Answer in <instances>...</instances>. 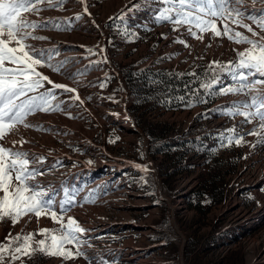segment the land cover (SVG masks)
I'll list each match as a JSON object with an SVG mask.
<instances>
[{
  "label": "rangeland",
  "instance_id": "rangeland-1",
  "mask_svg": "<svg viewBox=\"0 0 264 264\" xmlns=\"http://www.w3.org/2000/svg\"><path fill=\"white\" fill-rule=\"evenodd\" d=\"M137 2L143 6L133 10L129 0H87L89 16L77 0H66L62 11L48 9L29 16L49 25L37 30L49 39L32 43L57 46L59 55L53 63L67 59L70 63L65 68L73 73L79 69L83 75L73 81L46 67L40 71L54 82L77 89L83 103H71L70 96L77 93L57 90L59 99L71 104L70 116L37 112L27 118L32 127L18 125L0 143L11 147L12 140L23 139L27 141L24 150L44 158L42 165H34L44 172L36 180L43 188L55 190L57 209L68 195L74 199L75 203L66 205L63 223L67 225L72 217L88 229L81 236L87 241L82 250L88 259L64 261L37 253L30 260L25 258L26 264H264V143H256L258 138L249 135L241 145H229L226 137L231 134L226 130L239 128L243 118L218 110L244 97L205 95L214 100L190 107L144 109L143 104H135L137 95L127 78L128 71L142 67L184 72L207 68L211 61L226 64L236 60L233 49L247 45L193 28L203 36L197 39L188 34L187 26L175 31L171 23L155 20L160 5L133 0ZM77 13L82 14L80 19ZM118 15L126 18L109 19ZM217 27L222 30L223 22L217 21ZM88 48L95 53L89 55ZM229 83L225 78L224 84ZM156 123L172 128L166 139H195L183 157L177 160L168 151L151 152L145 126ZM252 128L253 124L243 125L244 132ZM135 165H146L148 171ZM207 174H216L214 183L223 188V194L219 200L208 197L205 210H198L188 204L194 198L188 195L201 188ZM60 226L44 215L39 220L25 216L15 226L0 221V242L9 233L15 236L22 230L26 234ZM65 247L75 250L74 245Z\"/></svg>",
  "mask_w": 264,
  "mask_h": 264
},
{
  "label": "snow or ice",
  "instance_id": "snow-or-ice-1",
  "mask_svg": "<svg viewBox=\"0 0 264 264\" xmlns=\"http://www.w3.org/2000/svg\"><path fill=\"white\" fill-rule=\"evenodd\" d=\"M77 2L83 6V13L92 15L88 11L87 0ZM65 3L66 0H0V142L18 125L32 127L27 118L37 112H64L71 115L67 111L71 104L60 100L57 90L62 94H73L77 93V89L54 82L40 69L46 67L73 81L83 73L79 69L73 73L65 68L70 63L67 59L53 63L54 56L59 55L57 46L44 48L33 44L32 41L49 39L37 34V30L49 25L43 19H29L30 15L38 16L48 9L62 11ZM129 3L133 10L143 6L138 2L133 3V0H129ZM152 3L160 5L155 20L171 23L175 31L187 26L188 34L197 39L202 40L203 36L198 35L193 28L199 33L211 31L214 38L226 36L229 41L247 45L243 50L233 49L236 54L234 61L226 64L211 61L205 72L206 79L202 82L195 71L177 75H189L199 82L198 89L185 84L193 97L186 105L189 107L194 102H207L199 89H203L208 96H243L242 101L233 102L231 107L218 109L223 115L243 118L239 128L233 126L226 130L231 134L226 137L228 143L241 145L246 142L244 137L249 135L258 138L256 143H264V0H152ZM127 7L121 12L127 11ZM81 15L77 13L76 19H80ZM125 18L123 15L109 17L110 20ZM217 21L223 22L222 30L217 27ZM91 22L99 27L95 20ZM52 27L61 29L60 24H53ZM66 27L70 28L71 25ZM237 28L244 31H238ZM178 42L185 43L183 40ZM87 51L89 55L95 53L93 48ZM99 51L103 52L104 49L100 48ZM104 62H107L106 57ZM90 63L98 64L99 61ZM225 78L231 83L224 84ZM105 86L103 82L100 84L101 88ZM178 99L184 101L185 97L180 96ZM70 100L72 104L76 101L83 103L78 93L70 96ZM246 124H253L248 132L243 131V125ZM24 143L27 141L23 139L12 140L11 147L0 143V221L7 220L15 226L25 216L34 215L39 220L44 215L50 216L61 226L59 229L42 228L26 234L22 230L15 236L9 233L5 242H0V264H26L25 258L30 260L37 253L60 257L64 261L80 257L88 259L82 250V245L87 241L81 240L88 229L81 227L72 217L68 218L67 225L63 223V216L68 210L66 205L75 203L74 199L66 192L67 200L59 201L57 209L55 190L43 188L36 180L44 172L34 165H42L44 158L24 150ZM18 144L19 148L16 147ZM135 167L142 172L148 171L146 165ZM36 235L44 238L37 240ZM66 245H74L75 250Z\"/></svg>",
  "mask_w": 264,
  "mask_h": 264
},
{
  "label": "trees",
  "instance_id": "trees-1",
  "mask_svg": "<svg viewBox=\"0 0 264 264\" xmlns=\"http://www.w3.org/2000/svg\"><path fill=\"white\" fill-rule=\"evenodd\" d=\"M206 67H198L193 70L184 72L174 71L168 68H151L142 67L138 70L128 71V82L131 90L137 95V104H143L144 109L155 108L157 105L165 109L181 108L186 106L190 99H193L192 93L185 87L188 84L193 89L199 88V82L189 75L179 76L180 73H189L195 71L200 81L206 79ZM209 76L211 73L208 74ZM201 95H207L203 89H199ZM184 96L185 100L181 101L178 97ZM208 103L214 100V97H205ZM193 104H196L195 102ZM172 130L166 123H156L153 127L145 126V133L149 138L151 152L168 151V156L179 159L192 147L195 139L179 138L166 139L165 135ZM199 144L201 142L197 141ZM200 148L203 146H199ZM203 150V149H201ZM182 156V157H183ZM216 174H210L203 177L201 188L195 189L191 195L194 197L189 200L188 204L198 210H205L207 198L219 200L223 194V188L214 183Z\"/></svg>",
  "mask_w": 264,
  "mask_h": 264
},
{
  "label": "bare ground",
  "instance_id": "bare-ground-1",
  "mask_svg": "<svg viewBox=\"0 0 264 264\" xmlns=\"http://www.w3.org/2000/svg\"><path fill=\"white\" fill-rule=\"evenodd\" d=\"M73 53V52H72ZM74 61H76V60H74ZM76 64V63H75ZM74 67L76 66V65H73Z\"/></svg>",
  "mask_w": 264,
  "mask_h": 264
}]
</instances>
